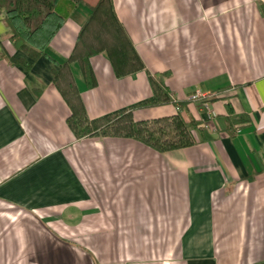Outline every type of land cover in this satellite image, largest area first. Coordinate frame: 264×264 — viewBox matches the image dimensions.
Returning a JSON list of instances; mask_svg holds the SVG:
<instances>
[{
	"label": "crops",
	"instance_id": "1",
	"mask_svg": "<svg viewBox=\"0 0 264 264\" xmlns=\"http://www.w3.org/2000/svg\"><path fill=\"white\" fill-rule=\"evenodd\" d=\"M97 1L82 0L38 59L17 50L0 15V264H264V0H113L145 67L119 77L100 52L88 58L91 85L79 59L68 64L90 119L152 98L150 75L168 73L185 122L199 124L165 152L68 125L53 71ZM196 91L208 108L188 101ZM244 113L231 132L216 120Z\"/></svg>",
	"mask_w": 264,
	"mask_h": 264
},
{
	"label": "trees",
	"instance_id": "2",
	"mask_svg": "<svg viewBox=\"0 0 264 264\" xmlns=\"http://www.w3.org/2000/svg\"><path fill=\"white\" fill-rule=\"evenodd\" d=\"M81 3L82 0H0V15L5 14L11 30L10 39L17 50L24 51L31 59H38ZM90 9L91 12L78 33L73 53L58 70L53 71L54 82L62 90L72 110V115L68 118L69 127L78 137L101 133L129 135L162 152L190 144L191 132L199 122H185L181 108L187 102L177 101L170 95V89L165 83L168 73L150 75V84L154 89L152 98L98 119H90L86 114L78 90L67 75V66L71 60L79 59L82 62L91 85L95 84V76L88 61L91 55L106 52L119 77L145 67L143 58L117 17L113 0H98ZM11 60L30 68L25 60L15 57ZM166 103H174L179 113L153 120L136 121L133 117V109L151 108ZM216 120L218 125L231 132L235 127L249 121V117L245 113L231 114L227 117L218 116Z\"/></svg>",
	"mask_w": 264,
	"mask_h": 264
},
{
	"label": "built area",
	"instance_id": "3",
	"mask_svg": "<svg viewBox=\"0 0 264 264\" xmlns=\"http://www.w3.org/2000/svg\"><path fill=\"white\" fill-rule=\"evenodd\" d=\"M206 96H207L206 94H202L200 93V91H196V93L191 94V96L189 97V100L197 101L198 99L204 98ZM215 125H216V122L215 120H213V117L210 114V116L205 119V122L202 124V127H204L205 129L207 128L208 130H212L215 128Z\"/></svg>",
	"mask_w": 264,
	"mask_h": 264
},
{
	"label": "rangeland",
	"instance_id": "4",
	"mask_svg": "<svg viewBox=\"0 0 264 264\" xmlns=\"http://www.w3.org/2000/svg\"><path fill=\"white\" fill-rule=\"evenodd\" d=\"M194 93H196V92H194ZM191 94H193V93H191ZM190 96H191V95H190ZM190 96H189V97H190ZM189 97H188V101L191 102V101L189 100ZM209 99H210V98H208V96H206V97H204V98L198 99L197 102H198L202 107H204V108H208V106H209V101H210ZM176 109H178L177 106H176ZM209 116H210V114H209ZM209 116H208V117H209ZM211 116H212V115H211ZM208 117H207V118H208ZM212 117H213V116H212ZM204 122H205V121H204ZM203 128H204V127H203Z\"/></svg>",
	"mask_w": 264,
	"mask_h": 264
}]
</instances>
